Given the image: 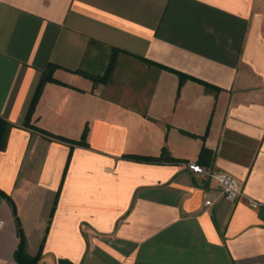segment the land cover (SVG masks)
Instances as JSON below:
<instances>
[{
  "label": "crops",
  "instance_id": "obj_1",
  "mask_svg": "<svg viewBox=\"0 0 264 264\" xmlns=\"http://www.w3.org/2000/svg\"><path fill=\"white\" fill-rule=\"evenodd\" d=\"M0 118V264H264V0H0Z\"/></svg>",
  "mask_w": 264,
  "mask_h": 264
},
{
  "label": "trees",
  "instance_id": "obj_2",
  "mask_svg": "<svg viewBox=\"0 0 264 264\" xmlns=\"http://www.w3.org/2000/svg\"><path fill=\"white\" fill-rule=\"evenodd\" d=\"M114 60V59H113ZM113 60L111 61L110 65H109V68H108V74L110 73V71L112 70L113 68V65H114V62ZM52 71L49 69L45 72V74L43 75V77L41 78L40 80V83H39V86H38V89H37V93H36V97H35V101L36 99L39 97L41 91H42V87L44 85L45 82L47 81H50V80H53L52 78ZM6 122L3 121V119L0 118V143L4 140V127L6 126ZM29 124V123H28ZM32 128L34 130H38L36 126H33L32 125ZM43 132V131H41ZM46 136H48V138L50 140H58V141H61V142H66V143H71V144H82L84 143L85 141V135L83 136V138L81 140H73V139H68L66 137H63V136H60V135H55V134H52V133H45L43 132ZM1 147V146H0ZM137 159H147V160H150L152 158H149V157H141V156H138ZM0 194L6 196L5 193H3L2 191H0ZM10 199V198H9ZM15 258L17 261L21 262V263H25V264H33L37 261L38 257H29L26 253H25V250H24V240L23 238L21 239L20 243H19V246L15 252ZM61 264H70V262L68 261H64L62 260L61 261Z\"/></svg>",
  "mask_w": 264,
  "mask_h": 264
},
{
  "label": "built area",
  "instance_id": "obj_3",
  "mask_svg": "<svg viewBox=\"0 0 264 264\" xmlns=\"http://www.w3.org/2000/svg\"><path fill=\"white\" fill-rule=\"evenodd\" d=\"M188 167L195 173L199 174H207L211 179H213L220 190V193L231 200H237L243 195L242 188L238 182V180L232 175L221 171H207L203 166L197 163H189ZM207 204H211L210 200L206 201ZM250 205L257 208L259 207V203L253 199H250Z\"/></svg>",
  "mask_w": 264,
  "mask_h": 264
}]
</instances>
